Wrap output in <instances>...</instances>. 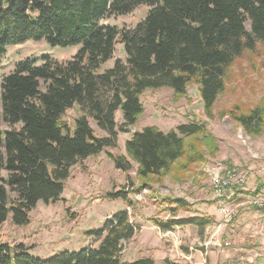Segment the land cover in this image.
I'll list each match as a JSON object with an SVG mask.
<instances>
[{
	"label": "trees",
	"instance_id": "1",
	"mask_svg": "<svg viewBox=\"0 0 264 264\" xmlns=\"http://www.w3.org/2000/svg\"><path fill=\"white\" fill-rule=\"evenodd\" d=\"M140 6L148 12L134 26L105 23ZM42 39L52 46L81 48L68 60L25 58L1 77L0 226L9 216L14 225H28L39 202H59L72 168L117 146L120 133L138 122L147 90L167 87L182 99L195 84L204 114L216 118L214 109L227 88L232 64L264 44V0H0V54L11 45ZM119 42L126 59L97 72L114 57ZM74 106L79 115L70 126L65 115ZM225 115L250 136L264 133V101L219 114ZM217 150L218 141L207 125L189 121L170 131L144 126L126 139L124 155L106 153L123 172L136 164V191H141L167 175L183 181L206 160V153ZM106 195L123 198L127 207L135 202L122 190ZM156 201L159 211L173 216L151 218L160 229L193 224L203 233L215 222L211 215L191 209L182 197L160 195ZM182 210L195 215L178 218ZM111 216L95 231L97 247L42 260L29 255L23 243L2 242L0 264H155L152 256L123 261V243L138 229L128 209Z\"/></svg>",
	"mask_w": 264,
	"mask_h": 264
},
{
	"label": "rangeland",
	"instance_id": "2",
	"mask_svg": "<svg viewBox=\"0 0 264 264\" xmlns=\"http://www.w3.org/2000/svg\"><path fill=\"white\" fill-rule=\"evenodd\" d=\"M147 9L146 6H140L125 16H112L105 23H113L120 27L134 26L146 15ZM80 48V45L52 46L44 39L39 41L27 40L22 44L11 45L6 49L5 54H0V80L5 73L14 69L17 62L23 61L25 58L40 61L42 56L47 55L59 60H68ZM126 56L124 44L122 42L117 43L114 57L101 63L97 72L102 73L104 70L112 69L117 59L125 60ZM141 98L145 106L143 115L140 116L135 125L130 127L132 129L129 132L120 133L117 146L108 148L106 152L113 156L124 155L126 139L133 131H141L144 126L156 125L170 131L179 124L189 121L204 122L207 125L210 134L218 141L217 152L206 153V160L202 164L196 165V170L190 172L183 181H174L170 175H167L160 183L154 181L141 191H136L137 184L140 182L137 171H135L136 164L129 172H123L117 168L112 158L105 151L87 157V160L72 168V175L66 182L63 198L59 202L50 204L39 202V205L30 212V223L25 226L14 225L9 216L8 220L0 226V243L7 242L10 245L23 243L28 248L26 251L29 255L42 260L66 251L75 252L90 248V246L97 247L98 240L95 231L103 226L107 218H111V215L116 214L127 205L123 198L115 199L106 195L108 192L119 190L127 192L129 197L135 200L130 207L131 211H128L131 215V221L134 222L138 230L140 228L136 222H141L140 220H143L144 215L150 214L160 220L173 218L168 211H159L156 198L160 195L182 197L189 202L191 209H197L203 214H210V210L213 208L212 202L206 198L207 191L210 192V187L213 189L209 170L217 161H223L228 166L236 165L239 167L237 164L230 165L225 159L219 157L220 147L222 150H226L231 144L246 145L257 138L248 135L230 115L220 117L219 114L236 105L245 110V108H252L264 101V44H258L255 51H247L243 57L232 64L229 70L227 88L220 95L214 109L215 114L218 115L214 119H208L204 114L202 99L199 95L198 86L195 84L188 87L186 98L177 99L173 90L167 87L147 90ZM116 114L118 122H121L123 118L121 110H118ZM78 115L77 106L70 108L66 113V120L70 126L74 125V119ZM91 123L99 134H103L92 120ZM240 134L247 138L246 142L239 137ZM199 175L203 181L205 180L203 182L204 190L199 187L200 181L196 180ZM192 213L182 210L179 212L178 218L193 216ZM152 223L154 224L153 221ZM147 224L151 228L143 231L137 241L123 243L122 259L133 262L143 257L152 256L155 258V264H167L166 259L161 258L163 248L157 238L163 234L164 247L172 249V247L167 246V241H164V238H168L170 234L155 224V226L150 223ZM177 226H181L182 235L186 239L203 234L209 238L213 232L212 223L206 226L203 234L200 233V228L193 224L176 225L174 230L177 229ZM177 243L180 244V242ZM154 244L156 245L153 246ZM167 253L171 254V250ZM243 255H245L244 258L235 259V261L229 257L222 264H264V257L256 256L251 250L250 252H243ZM205 259L206 264L212 262L209 255H206Z\"/></svg>",
	"mask_w": 264,
	"mask_h": 264
},
{
	"label": "crops",
	"instance_id": "3",
	"mask_svg": "<svg viewBox=\"0 0 264 264\" xmlns=\"http://www.w3.org/2000/svg\"><path fill=\"white\" fill-rule=\"evenodd\" d=\"M263 150L264 133L251 141L250 144H231L226 150H222L220 147V152H218L220 158L225 159L230 165L237 164L243 171L249 170L246 180L247 183L242 187L234 189L230 198L224 201L217 200L214 197L212 187H210V192L207 191L206 198L212 202L213 207L209 215L215 220L211 226L213 230L211 235L214 241L213 244L205 246L208 237L203 233H201L203 234L202 236L195 235L191 239H186L182 235L181 226H177L175 230L166 231L170 236L164 238V241L168 243L167 246L172 247V249H166L164 247L165 243L162 242L163 234L157 238L160 246L163 248L161 258L189 262L190 264H206L205 256L209 255L212 259L210 264H222L229 257L233 258L234 261L235 259L239 260L244 258L245 255H243V252H250V250L256 256L261 255V257H264V209L256 210L253 207L241 205L250 195L261 194L264 190ZM198 177L196 180L200 181L201 185L199 187L204 190L205 186L203 182L205 180L203 181L200 175ZM220 206H236L237 214L234 220L225 221L223 214L219 210ZM124 209L131 211L130 207L127 206ZM192 214L195 215V213ZM151 218L153 216L147 214L144 215L143 220H140L141 222H136V225L140 229L137 230L134 237L130 240L131 242L137 241L143 231L151 228L147 223L155 226L152 220H150ZM177 242H180V244ZM225 242H230L231 245L220 246V243L224 244ZM170 250L171 254H168L167 251Z\"/></svg>",
	"mask_w": 264,
	"mask_h": 264
},
{
	"label": "built area",
	"instance_id": "4",
	"mask_svg": "<svg viewBox=\"0 0 264 264\" xmlns=\"http://www.w3.org/2000/svg\"><path fill=\"white\" fill-rule=\"evenodd\" d=\"M239 137L246 142L245 137L242 134ZM211 176V183L213 186L214 197L217 200L224 201L230 198L233 190L244 186L247 182V176L249 170L243 171L236 165L228 166L223 161H217V163L209 170ZM241 205L250 206L256 210L264 209V190L261 194L250 195L246 200H244ZM220 212L223 214L225 221H231L236 216V206L226 207L220 206ZM212 236L206 239V245L213 244ZM230 246V242L220 243V246Z\"/></svg>",
	"mask_w": 264,
	"mask_h": 264
}]
</instances>
